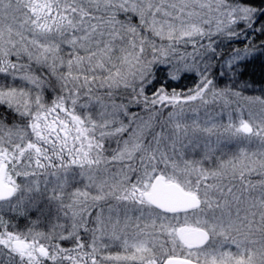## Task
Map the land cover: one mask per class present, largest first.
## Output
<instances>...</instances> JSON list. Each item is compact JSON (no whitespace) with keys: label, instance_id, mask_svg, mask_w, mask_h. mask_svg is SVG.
Here are the masks:
<instances>
[{"label":"snow or ice","instance_id":"snow-or-ice-1","mask_svg":"<svg viewBox=\"0 0 264 264\" xmlns=\"http://www.w3.org/2000/svg\"><path fill=\"white\" fill-rule=\"evenodd\" d=\"M256 64L264 0H0V264H264Z\"/></svg>","mask_w":264,"mask_h":264},{"label":"trees","instance_id":"trees-1","mask_svg":"<svg viewBox=\"0 0 264 264\" xmlns=\"http://www.w3.org/2000/svg\"><path fill=\"white\" fill-rule=\"evenodd\" d=\"M238 47H243V45H238ZM242 80L247 81L250 86H264V83H261L264 76L261 75L259 64L251 66L249 73Z\"/></svg>","mask_w":264,"mask_h":264},{"label":"rangeland","instance_id":"rangeland-1","mask_svg":"<svg viewBox=\"0 0 264 264\" xmlns=\"http://www.w3.org/2000/svg\"><path fill=\"white\" fill-rule=\"evenodd\" d=\"M186 83H190V82H186ZM264 88V86H250L247 90L243 89V84L240 85V87L238 88V90H243V94L246 96H251V95H262L260 89Z\"/></svg>","mask_w":264,"mask_h":264}]
</instances>
